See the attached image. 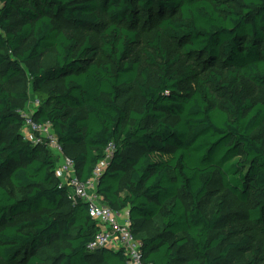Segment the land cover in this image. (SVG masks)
I'll use <instances>...</instances> for the list:
<instances>
[{
	"label": "trees",
	"instance_id": "1",
	"mask_svg": "<svg viewBox=\"0 0 264 264\" xmlns=\"http://www.w3.org/2000/svg\"><path fill=\"white\" fill-rule=\"evenodd\" d=\"M140 19L156 21L151 83L131 56ZM58 22L94 30L97 46ZM163 39L176 44L174 57ZM50 49L53 64L36 65ZM25 72L37 99L32 120L50 125L82 182L102 165L96 193L114 211L128 210L146 263L218 264L248 247L245 235L213 256L229 213L204 204L218 177L254 203L249 215L264 224V0H0V259L127 264L121 249H87L98 226L56 177L58 156L10 131L24 125L28 92L8 84ZM57 79L60 86H47ZM131 84L141 103L126 111L119 99ZM244 85L262 95L247 98Z\"/></svg>",
	"mask_w": 264,
	"mask_h": 264
},
{
	"label": "rangeland",
	"instance_id": "2",
	"mask_svg": "<svg viewBox=\"0 0 264 264\" xmlns=\"http://www.w3.org/2000/svg\"><path fill=\"white\" fill-rule=\"evenodd\" d=\"M140 23L137 27L138 29V41L131 49V56L135 57L140 63L142 68H148V81L153 82L154 75L157 72L156 67L149 65L146 60L147 52L151 53V50L148 47V42L151 40L154 31L156 30V21L151 20L149 22L144 20L142 24ZM59 25L64 27L67 31L76 35L80 40H83L86 36H89L93 46H97L96 34L94 30L76 28L68 24H62L58 22ZM163 46L168 52L170 57L178 52L177 46L174 42L163 39ZM54 50L50 49L42 57L36 60V65L43 66L44 68L50 66L54 62ZM95 61H105L101 56H96ZM139 81H142L141 76L137 78ZM51 84H56L57 86L61 85V79L51 81L47 86ZM192 83H188L189 86ZM8 88L19 91L26 90L28 92V99L24 102L22 113L31 114L32 110L37 106V99L35 94L31 89V82L27 73L15 77L8 84ZM245 96L251 100H255L262 95V90L259 88H254L249 85H244ZM119 103L126 110L137 109L141 103V97L138 94L136 84H131L124 86L121 91V97ZM24 125L19 127H11L10 131H19L23 132ZM23 136V135H22ZM49 151L50 149L47 148ZM80 150V147H71L65 149L66 153L70 156H73L76 152ZM210 193L207 197V200L204 204L205 209H215L218 206H222L223 210L226 213H229V222L222 224L218 233L225 234L227 236L226 241H224L220 246L212 253L213 256L217 257L223 249V245L227 242H235L242 236H249L251 238L250 244L244 250H233L228 252L225 259L218 264H246L251 260L255 261V264H264V224H258L253 222L251 216L249 215V210L254 207L252 201L241 202L235 196L231 195L226 189H224L220 183L218 177H216L213 183L209 187ZM101 202V201H100ZM157 224V221L152 224H146L141 229V232L138 233V237H142L144 234H152L154 232V227ZM232 226V233L228 235V230ZM184 252V251H183ZM0 264H7L0 259Z\"/></svg>",
	"mask_w": 264,
	"mask_h": 264
},
{
	"label": "built area",
	"instance_id": "3",
	"mask_svg": "<svg viewBox=\"0 0 264 264\" xmlns=\"http://www.w3.org/2000/svg\"><path fill=\"white\" fill-rule=\"evenodd\" d=\"M24 119L23 138L33 144H44L53 154L58 156L55 175L60 183L67 187L70 198H79L88 204V214L98 226L87 249L97 251L102 248L123 250L127 264H148L143 260L141 242L132 234L128 214L122 217L104 205L96 193V177L101 172L102 165L94 170L93 178L82 182L75 170L73 159L63 153L62 147L53 134L49 124H38L32 120L31 114L21 112ZM112 150L109 144L107 152Z\"/></svg>",
	"mask_w": 264,
	"mask_h": 264
},
{
	"label": "crops",
	"instance_id": "4",
	"mask_svg": "<svg viewBox=\"0 0 264 264\" xmlns=\"http://www.w3.org/2000/svg\"><path fill=\"white\" fill-rule=\"evenodd\" d=\"M120 217H122L123 215H127L128 214V210L127 209H123L121 211H116Z\"/></svg>",
	"mask_w": 264,
	"mask_h": 264
}]
</instances>
